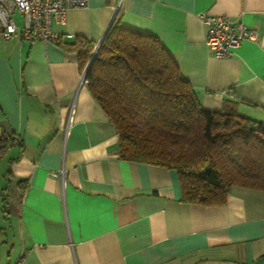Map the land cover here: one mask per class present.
I'll return each instance as SVG.
<instances>
[{"label": "crops", "instance_id": "0c3cea01", "mask_svg": "<svg viewBox=\"0 0 264 264\" xmlns=\"http://www.w3.org/2000/svg\"><path fill=\"white\" fill-rule=\"evenodd\" d=\"M116 10L161 41L204 109L264 121V0H89L52 25L72 34L58 45L0 34V138H11L0 264L21 252L23 264H264V190L234 185L222 205L189 203L176 170L119 157L71 47L96 45ZM201 13L239 18L257 37L215 58Z\"/></svg>", "mask_w": 264, "mask_h": 264}, {"label": "trees", "instance_id": "16d2710c", "mask_svg": "<svg viewBox=\"0 0 264 264\" xmlns=\"http://www.w3.org/2000/svg\"><path fill=\"white\" fill-rule=\"evenodd\" d=\"M94 46L71 45L81 69ZM85 78L118 133L119 157L176 170L183 201L217 206L234 185L264 190V121L204 109L155 35L116 16ZM10 139L0 138V155Z\"/></svg>", "mask_w": 264, "mask_h": 264}, {"label": "built area", "instance_id": "2783aa9c", "mask_svg": "<svg viewBox=\"0 0 264 264\" xmlns=\"http://www.w3.org/2000/svg\"><path fill=\"white\" fill-rule=\"evenodd\" d=\"M88 3L89 0H0V34L5 39H26L30 44L48 42L58 45L63 37L71 38L72 34L57 33L52 25L65 24L70 10L85 8ZM14 12L21 14L22 26L15 23ZM199 18L206 26L205 44L218 59L230 57L244 40L257 37V32L239 18L233 20L204 13ZM82 81L87 83L84 70ZM23 259L21 252L13 264H23Z\"/></svg>", "mask_w": 264, "mask_h": 264}, {"label": "water", "instance_id": "95a60500", "mask_svg": "<svg viewBox=\"0 0 264 264\" xmlns=\"http://www.w3.org/2000/svg\"><path fill=\"white\" fill-rule=\"evenodd\" d=\"M116 13H117V10L115 11L114 16L112 17V20H111L109 26L111 25V23H112V21H113L115 15H116ZM109 26H108V28H109ZM108 28H107V29H108ZM106 32H107V30L104 32V34H103L102 38L99 40V42L94 46L93 52H92V54H91V57H90L89 61L87 62L86 66H85V69H84L85 74H86L87 70L89 69V67H90V65H91V63H92L93 58H94V56H95V54H96V52H97L99 46L101 45L102 40H103V38H104Z\"/></svg>", "mask_w": 264, "mask_h": 264}]
</instances>
